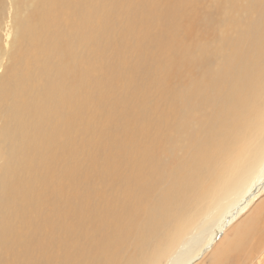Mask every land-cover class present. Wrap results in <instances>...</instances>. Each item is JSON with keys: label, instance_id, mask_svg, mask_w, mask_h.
I'll return each instance as SVG.
<instances>
[{"label": "bare ground", "instance_id": "6f19581e", "mask_svg": "<svg viewBox=\"0 0 264 264\" xmlns=\"http://www.w3.org/2000/svg\"><path fill=\"white\" fill-rule=\"evenodd\" d=\"M25 1L21 3L25 7L30 4L32 20L22 14L16 17L14 51L10 53L16 65L10 70L11 92L5 99L0 97V105L12 101L17 106H28V97L36 90L26 78L33 75L34 81L46 82L48 101L27 107L24 118L35 133L23 137L17 129L14 133L18 150L12 151L11 158L24 164L19 173L2 170L0 207L26 215L38 212V219L30 217L23 236L0 233V249L5 247L0 264H80L83 259L87 264H123L118 261L119 254L128 252L125 244L132 234L137 239L132 252L123 254L124 264H162L168 258V264H194L264 188V0L240 4L239 15L231 24L226 23L228 16L221 14L220 24L223 21L222 26H229L224 31L231 32V36L224 35L225 41L218 37L223 43L215 50H211L218 45L211 44L215 36L210 44L208 41L200 47L188 46L184 40L175 42L166 31L170 24L159 28L152 14L126 12V8L132 11L144 0H119L121 9L125 7V29L131 30L136 24L147 28L145 34L151 40L162 39L160 45L167 48V59L161 73L174 80L178 72L176 78L185 75L187 79L183 82L184 77L178 78L173 83L176 87L165 92L161 104L156 102L150 116L137 113L122 128L119 140L104 145L106 171L112 168L113 173H118L122 169L118 185L121 190H78L77 179L74 186L69 177L68 189L58 191L42 184L51 172L47 161L59 156L67 158L69 152L77 159L81 152L90 158V173L99 166L86 136L90 120L95 122L94 114L79 113L93 104L92 94L85 91L88 74L70 63L65 49L75 35L87 37L98 51L97 43L104 41L103 49L108 52L117 42L107 28L102 29L110 10L108 0L83 4H74L82 0H51V5L46 0ZM94 34L102 40H95ZM89 77L94 84V73L89 72ZM2 83L3 80L0 94ZM21 85L24 87L19 90ZM123 113L135 114L126 109ZM255 133L262 138L259 146ZM251 139L256 145L251 146L252 150L248 145ZM36 140L45 146L38 157L32 158L28 152ZM189 145V156L180 158ZM258 157L261 164L256 176L221 218L199 234L183 239L178 247L176 243L169 246L187 227L186 220H195V209L207 200L211 203L215 199L210 198L212 194L228 188L249 166L248 162ZM109 180L111 186L116 182L114 177ZM33 181L37 187L31 184ZM156 190H162V196L154 203L153 196L159 192ZM145 204L152 207L139 229L138 212ZM212 257L214 264H264V211L238 228L236 237Z\"/></svg>", "mask_w": 264, "mask_h": 264}, {"label": "rangeland", "instance_id": "374dc122", "mask_svg": "<svg viewBox=\"0 0 264 264\" xmlns=\"http://www.w3.org/2000/svg\"><path fill=\"white\" fill-rule=\"evenodd\" d=\"M86 1L92 0L75 1L74 4H83ZM21 2L26 1L23 0L19 2L17 0H0V82L3 80L0 97L4 99L7 98L11 92L12 82L10 80V70L16 65L13 59H11V52L14 51L15 43V20L19 17V14H22L32 20V16L29 14L32 9L31 6H29L30 4L25 7V4ZM46 2L50 5L53 4L51 3V0H46ZM70 2L71 1H69L67 5H69ZM240 4L245 5L246 0H144L141 1V4L137 5L132 11L126 8V12L128 10L130 14L143 16L152 14L159 28H161L162 25L164 26L166 23L170 24V27H168L166 31L173 37L175 42L184 40L187 45L191 47H200L202 44H210V41L214 39L215 36L216 40L214 39L215 41H211V44L213 42L214 45L215 42L218 43L214 49H211L215 50L223 43L221 40H224V35L231 36L228 34L231 32L228 30L227 32L224 31L226 30V27L228 29L229 26H222L224 24L223 21V24H220L219 19L222 18L221 14L224 15V17L228 16V21H226V23L231 24L234 22L235 15H239L237 7ZM108 5L110 7L109 13L106 17H104L105 22L107 20V23L102 29L105 30V28H107L111 37L116 40L117 43L115 47L111 46L107 52L103 49V41L102 44H96L99 48L98 51L97 47H93V44L88 42L87 37L75 35L71 39L69 47L65 49L64 52V55L70 57L71 64H77L80 69L85 70L88 74L85 91L92 94L94 105L89 103L84 108L85 110L82 112L79 111V113L85 112V115L94 114L95 122L90 120L92 124L89 128L86 127V136L90 140L91 154L97 156L99 166L97 167L96 172L93 171V169H95V167H93V173H90V158L81 152L77 154V159H74L73 155L70 154L71 152H69L67 158L59 156L54 161H47L50 163L49 168L51 169V172L47 175L45 181L41 182L44 186L50 189L53 187L57 191L67 190L70 181L75 186L74 181L79 178V182L76 180L78 190H87V188H90V190H114L115 187L116 190H121L122 186L120 185L119 187L118 185L119 183L121 184L119 178L122 175V169L120 168L118 173H113L112 168L106 171L104 164V145L109 141L119 140L121 138L122 128L128 122L133 121L137 113L150 116L154 110L156 102L161 104V97H164L165 92L169 89H174L177 85L175 84V86H173V83L179 78H176V76L179 75L178 72L173 75V77H175L174 80H172V77L165 75V73H161L160 70L165 67V61L167 59V53L165 52L167 51V48L165 47L163 49L160 45L162 43V39L155 37L151 40L152 38L145 34L147 28L137 27L139 25L136 24V27L131 30L125 29V22H127V19L123 16L125 7H122L121 9V1L108 0ZM218 5H220L219 8L222 9H219ZM82 8L84 10V7ZM232 18L233 21L231 20ZM93 22L96 23V19H94ZM218 30L220 32H217ZM218 33L219 35L216 38V34ZM221 36L222 38L220 40L218 37ZM94 38L97 41L102 40V37L99 34H94ZM211 50L209 48V54L212 53ZM199 51L203 50L200 48ZM47 54H51V52H47ZM174 61H178L177 63H179V60ZM217 67H219L218 64ZM89 72H93L96 76L94 84L91 82ZM181 76L178 80L183 79L185 75ZM34 78V75L26 78L30 87L36 90L35 95L28 97V106L33 104L40 106L46 104L48 101V89L44 85L46 82L44 79L34 81ZM186 79L187 77H184L182 81L185 82ZM160 85H163V87L161 88ZM23 87L24 85H21L19 90H22ZM164 87H166V89ZM28 106H26L25 103L17 106L14 105L12 101L4 102L0 105L1 180V172L4 168L9 169L13 173H19V169L24 164L23 162L17 160L16 157L11 158V153L14 150H18V144L14 138L16 129L20 137L35 133L33 129L29 128L28 119L24 118L28 114ZM125 109L127 112H135V114H124L123 112ZM255 138L257 139V142L260 143L262 138L259 137L258 133ZM59 143L60 142H58V146ZM258 143V146L262 144ZM253 144L254 141L251 139V145L248 143L251 150V146L253 147ZM31 146L32 147L28 152L30 154L29 157L35 158L40 155L45 145L41 146L36 140L34 143H31ZM254 146L256 145L254 144ZM191 149L192 147L189 145L180 155V158H184L185 155L189 156ZM82 151L85 153L86 150L82 148ZM178 161L180 163L179 159L177 160V163ZM248 163L249 166L240 172V174L238 173L239 175L234 178L235 180H233L232 184H230L228 188L224 189V191L220 193L217 192L215 196L213 194L210 196V198L215 197L211 203L207 200V203L204 202L202 204L204 206L200 205L201 209H199L200 206L195 209L192 214L194 215L196 221L194 219L191 222L186 220V224L189 225H187L188 228L186 227L180 236L178 233L176 235L177 239L171 242L169 246L172 247V245H175L176 243L178 247V243H181L183 239L189 238L197 233L199 234V232L205 230L207 227H210L221 218V214L225 213L227 206L234 202L235 199L237 200L240 192L243 191L256 176L261 164V158L258 157L254 159V161H249ZM202 172L205 174L204 169ZM99 173H101V175H98ZM88 176H92V178H89ZM69 177L71 179L70 181ZM112 177H114V180L116 181L112 182L113 186L115 185L114 187L111 186L109 180V178L112 179ZM15 179L16 177L12 179V181H15ZM33 183L36 184V187L38 186L37 182L33 181L31 184ZM263 190L264 188H262V191H260L253 200L252 198L250 199V201H252L249 203L248 208H246V210L238 216V218L234 220V222L227 229L221 232L217 242L202 258H200V260L196 261L194 264H214L215 258L213 259L212 257L214 253L224 244L232 241L237 235L238 228H242L245 225V222L247 223L251 217L264 211ZM157 191L159 190H156V192ZM157 193L153 196L156 197L154 203L158 200V196H160L159 199L161 198L162 190ZM148 202L150 203V201ZM154 203L152 204L153 206ZM152 205L145 204L142 206L141 211L139 210V221L141 222L139 229L142 226V223L147 221L145 218L150 215L149 212ZM148 207L149 210L147 209ZM30 217L38 219V212L33 215H26L9 207H0V233L2 231L7 232V234L11 237L12 235H25L27 233L26 230L29 225ZM191 223L193 224L191 225ZM164 234L166 235L167 232ZM136 237L137 235L135 236L134 234H132L131 237H128L125 244L126 248L128 247V252H132V249H134V241L137 239ZM20 238L23 239L24 237ZM131 244H133V247ZM169 246L167 247V250L171 248ZM177 247L175 249H177ZM175 249L173 253L175 252ZM4 250L5 247L0 249V255ZM126 252L124 250V253L121 252L119 254L118 261L120 260V263L122 262L124 264L123 261L125 258L123 257V254ZM174 255L172 256L174 257ZM120 257H122V261ZM168 259L163 260L162 264H168ZM80 264H87V260H81Z\"/></svg>", "mask_w": 264, "mask_h": 264}]
</instances>
